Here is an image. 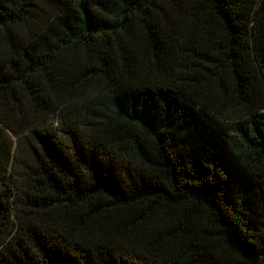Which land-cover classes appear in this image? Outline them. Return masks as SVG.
<instances>
[{"label":"trees","instance_id":"trees-1","mask_svg":"<svg viewBox=\"0 0 264 264\" xmlns=\"http://www.w3.org/2000/svg\"><path fill=\"white\" fill-rule=\"evenodd\" d=\"M0 264H264V0H0Z\"/></svg>","mask_w":264,"mask_h":264}]
</instances>
